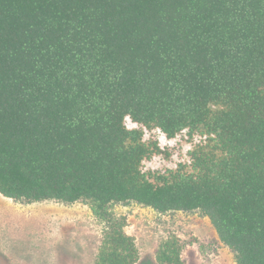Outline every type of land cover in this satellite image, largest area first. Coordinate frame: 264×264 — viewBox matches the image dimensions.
Returning a JSON list of instances; mask_svg holds the SVG:
<instances>
[{
  "label": "trees",
  "instance_id": "trees-1",
  "mask_svg": "<svg viewBox=\"0 0 264 264\" xmlns=\"http://www.w3.org/2000/svg\"><path fill=\"white\" fill-rule=\"evenodd\" d=\"M154 131L188 162L146 170ZM0 195L87 204L94 264L138 262L108 212L130 203L199 212L236 264H264V0H0ZM181 253L170 236L155 260Z\"/></svg>",
  "mask_w": 264,
  "mask_h": 264
},
{
  "label": "rangeland",
  "instance_id": "rangeland-1",
  "mask_svg": "<svg viewBox=\"0 0 264 264\" xmlns=\"http://www.w3.org/2000/svg\"><path fill=\"white\" fill-rule=\"evenodd\" d=\"M127 126L136 127L131 123ZM153 135L164 154L146 163V170L164 172L188 162L191 145L186 138L167 140L156 131ZM0 199V264H94L105 224L87 204H26L1 195ZM40 205L54 207L50 214L33 212ZM108 212L125 219L124 230L134 238L139 252L136 264H157L156 251L170 236L180 239L184 264H236L209 220L199 212L161 214L135 203L113 204Z\"/></svg>",
  "mask_w": 264,
  "mask_h": 264
},
{
  "label": "crops",
  "instance_id": "crops-1",
  "mask_svg": "<svg viewBox=\"0 0 264 264\" xmlns=\"http://www.w3.org/2000/svg\"><path fill=\"white\" fill-rule=\"evenodd\" d=\"M17 204H18V206H16V207L19 208V209H22V207L19 206V205H22V204H20V203H17ZM52 207H54V206L53 205L52 206L51 205H48V206L47 205H45V206L44 205L36 206V207H34L33 212H36V213H39L40 214L41 212H39V211H42L45 214H50V209ZM31 208H33V207H31Z\"/></svg>",
  "mask_w": 264,
  "mask_h": 264
}]
</instances>
